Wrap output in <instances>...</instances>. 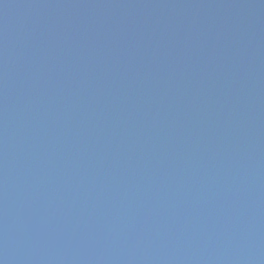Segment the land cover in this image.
Wrapping results in <instances>:
<instances>
[{
    "label": "water",
    "instance_id": "obj_1",
    "mask_svg": "<svg viewBox=\"0 0 264 264\" xmlns=\"http://www.w3.org/2000/svg\"><path fill=\"white\" fill-rule=\"evenodd\" d=\"M0 264H264V0H0Z\"/></svg>",
    "mask_w": 264,
    "mask_h": 264
}]
</instances>
